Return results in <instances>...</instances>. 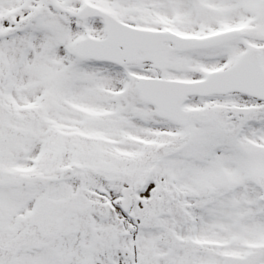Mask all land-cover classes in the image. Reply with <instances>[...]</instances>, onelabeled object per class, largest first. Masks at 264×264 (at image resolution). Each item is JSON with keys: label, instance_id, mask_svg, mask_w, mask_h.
<instances>
[{"label": "snow or ice", "instance_id": "snow-or-ice-1", "mask_svg": "<svg viewBox=\"0 0 264 264\" xmlns=\"http://www.w3.org/2000/svg\"><path fill=\"white\" fill-rule=\"evenodd\" d=\"M0 264H264V0H0Z\"/></svg>", "mask_w": 264, "mask_h": 264}]
</instances>
